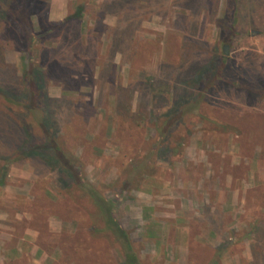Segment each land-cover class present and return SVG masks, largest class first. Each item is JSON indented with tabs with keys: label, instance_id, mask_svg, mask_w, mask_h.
I'll use <instances>...</instances> for the list:
<instances>
[{
	"label": "rangeland",
	"instance_id": "1",
	"mask_svg": "<svg viewBox=\"0 0 264 264\" xmlns=\"http://www.w3.org/2000/svg\"><path fill=\"white\" fill-rule=\"evenodd\" d=\"M237 2L32 0L49 22L72 17L30 55L0 19V89L20 96L24 67L41 69L59 145L144 264H264V0ZM16 106L0 96V155L12 160L3 212L38 215L26 224L55 264H119L88 236V197L66 195L40 159L16 157L38 136Z\"/></svg>",
	"mask_w": 264,
	"mask_h": 264
},
{
	"label": "trees",
	"instance_id": "2",
	"mask_svg": "<svg viewBox=\"0 0 264 264\" xmlns=\"http://www.w3.org/2000/svg\"><path fill=\"white\" fill-rule=\"evenodd\" d=\"M232 3L237 7V0H232ZM80 9L79 6L77 11ZM32 14H36L38 18V31L36 32L33 30ZM71 17L67 16L64 21L66 22ZM2 18L8 20L24 35L28 43L26 50L29 55L35 38H46L64 23V21L49 22L39 10H33L32 0H0V19ZM36 67L32 62L24 67L22 76L25 86L20 96L13 97L0 89V96L7 103L19 105L16 106L18 109L19 107L23 108V116L19 120V124L32 127L34 132L38 133V136L31 139L28 137L17 146L16 157L19 158L25 155L35 157L51 170H56L61 176L60 186L70 198H75L74 191L80 189L81 193L78 197L84 198L87 196L88 202L95 208L93 214L87 215L89 238L95 242L105 240L121 259L119 264H144L128 231L115 218L112 204L82 179L78 159L73 154L63 150L59 145L57 133L54 132L56 130L52 127L48 103L42 99L46 97L43 91L42 71ZM262 84L264 85V82ZM250 90L259 91L255 87ZM169 125L170 122H167L165 127ZM9 156L0 155V184L4 182L7 164L12 161ZM63 175L65 179L62 177ZM129 180H131L130 177Z\"/></svg>",
	"mask_w": 264,
	"mask_h": 264
},
{
	"label": "crops",
	"instance_id": "3",
	"mask_svg": "<svg viewBox=\"0 0 264 264\" xmlns=\"http://www.w3.org/2000/svg\"><path fill=\"white\" fill-rule=\"evenodd\" d=\"M50 15L52 19H60L63 10L55 6ZM4 183L0 184V264H23L26 258L30 260L27 264H55L56 258L50 252L56 249L50 245L43 249L36 242L40 236L38 228L26 224L38 215H8L3 212L4 201L8 202L9 195Z\"/></svg>",
	"mask_w": 264,
	"mask_h": 264
},
{
	"label": "water",
	"instance_id": "4",
	"mask_svg": "<svg viewBox=\"0 0 264 264\" xmlns=\"http://www.w3.org/2000/svg\"><path fill=\"white\" fill-rule=\"evenodd\" d=\"M223 51H224V53H227V52H226V47L223 48Z\"/></svg>",
	"mask_w": 264,
	"mask_h": 264
}]
</instances>
